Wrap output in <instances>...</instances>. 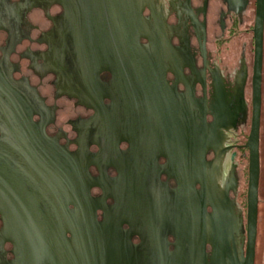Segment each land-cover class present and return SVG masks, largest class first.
<instances>
[{
	"label": "flooded vegetation",
	"instance_id": "obj_1",
	"mask_svg": "<svg viewBox=\"0 0 264 264\" xmlns=\"http://www.w3.org/2000/svg\"><path fill=\"white\" fill-rule=\"evenodd\" d=\"M122 6L157 66L156 114L116 50ZM255 14L256 0H0V193L42 242L7 231L0 195V264H217L206 188L228 199L245 255ZM258 79L252 244L264 264V23ZM196 140L205 188L187 162Z\"/></svg>",
	"mask_w": 264,
	"mask_h": 264
},
{
	"label": "water",
	"instance_id": "obj_2",
	"mask_svg": "<svg viewBox=\"0 0 264 264\" xmlns=\"http://www.w3.org/2000/svg\"><path fill=\"white\" fill-rule=\"evenodd\" d=\"M118 13L121 19V29L125 35L126 46L118 38L117 29L118 26H111L113 35L116 36V50L119 54L120 60L128 68H136L141 82L145 86L147 92L148 108L153 113H157V85L159 79L157 77V66L150 64L138 45L137 34L144 32V25L137 11L134 9H124L119 7L118 11L112 9V12ZM264 23V0H256V14L254 22V39H255V64H254V118L252 124V130L249 137L248 147L250 148V181H249V193H248V236L249 242L244 255L242 249L236 250V243L234 241V235L238 234V224L235 219L234 213L230 207L228 199L219 192H214L211 189H204V197L210 199L211 205L214 211V222L212 228L214 231L213 236V248L214 259L217 264H253V221H254V191H255V174H256V135H257V88L259 81V71L261 65V44H262V29ZM164 115L167 114L164 112ZM199 141L196 140L193 153L189 155L188 161L193 166L195 181H201L202 187L205 188V184L208 183V178L205 174V164L202 148L204 144L199 145ZM203 143V142H202ZM199 147V148H198ZM187 175V173H186ZM183 196H193V192L190 183L183 181L180 184ZM212 187V186H211ZM1 204L4 208L6 219L8 222L7 231L13 230V227H17V235L19 236L23 246L26 244L42 243L38 240L37 234L31 230L27 225V218H20L17 213L19 210L11 199H6V193L1 192ZM5 197V198H3ZM26 208L24 209V211ZM200 213H203V208L199 206L197 209ZM19 217V218H18ZM23 221V223L21 222ZM25 222V223H24ZM30 228V229H28ZM28 229V230H27ZM29 231V232H27ZM39 237V236H38ZM239 253V254H238Z\"/></svg>",
	"mask_w": 264,
	"mask_h": 264
}]
</instances>
